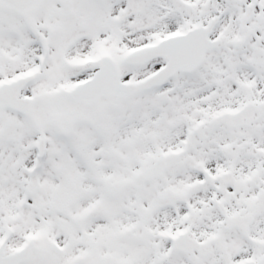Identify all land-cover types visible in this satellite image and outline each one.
Here are the masks:
<instances>
[{"label":"snow or ice","instance_id":"snow-or-ice-1","mask_svg":"<svg viewBox=\"0 0 264 264\" xmlns=\"http://www.w3.org/2000/svg\"><path fill=\"white\" fill-rule=\"evenodd\" d=\"M0 264H264V0H0Z\"/></svg>","mask_w":264,"mask_h":264}]
</instances>
